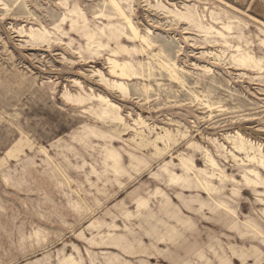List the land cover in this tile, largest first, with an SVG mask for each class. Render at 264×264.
I'll list each match as a JSON object with an SVG mask.
<instances>
[{"label":"rangeland","instance_id":"374dc122","mask_svg":"<svg viewBox=\"0 0 264 264\" xmlns=\"http://www.w3.org/2000/svg\"><path fill=\"white\" fill-rule=\"evenodd\" d=\"M0 264H264V0H0Z\"/></svg>","mask_w":264,"mask_h":264},{"label":"bare ground","instance_id":"6f19581e","mask_svg":"<svg viewBox=\"0 0 264 264\" xmlns=\"http://www.w3.org/2000/svg\"><path fill=\"white\" fill-rule=\"evenodd\" d=\"M107 1H109V0H107ZM112 3H115L114 1H112ZM106 4V3H105ZM117 8V7H116ZM117 10V9H116ZM118 14H119V10H118ZM123 15V14H122ZM121 17V16H120ZM131 19V18H130ZM137 28V27H136ZM129 29V28H128ZM132 29H134V28H132ZM130 31V30H129ZM154 33V32H153ZM133 35V34H132ZM135 36V35H134ZM133 36V37H134ZM137 36V35H136ZM153 36V35H152ZM142 38H143V36H142ZM137 40V39H136ZM143 40V39H142ZM145 42V41H144ZM146 43V42H145ZM150 43V42H149ZM147 44V43H146ZM145 45V44H144ZM146 46H148V45H146ZM141 50V49H140ZM144 51V50H143ZM143 53H145V52H143ZM157 53V52H156ZM141 55V54H140ZM146 55V54H145ZM152 55H154V54H152ZM164 56V55H163ZM158 59V58H157ZM107 62H108V64H109V71H110V73L111 74H113V75H117V76H119V75H123V71L126 69L125 68V64H123V63H119L118 61H116V60H114L113 58H110V57H108L107 59ZM160 61V60H159ZM162 61V60H161ZM172 62V61H171ZM165 63V62H164ZM173 64H174V62H173ZM159 65V64H158ZM165 65H167V63L165 64ZM175 65V64H174ZM197 65V64H196ZM168 66V65H167ZM202 66V65H201ZM163 67V66H162ZM206 68V67H205ZM207 69V68H206ZM179 70H182V69H180L179 68ZM211 70V69H210ZM173 75L175 74V73H172ZM198 92V91H197ZM207 95V94H206ZM208 97V96H207ZM210 98V97H209ZM212 102V101H211ZM215 102V101H214ZM207 105V104H206ZM141 119V118H140ZM133 121H134V119H133ZM144 123V122H143ZM166 129V128H165ZM167 130V129H166ZM234 132V131H233ZM159 137V136H158ZM186 138V137H185ZM151 143V142H150Z\"/></svg>","mask_w":264,"mask_h":264}]
</instances>
